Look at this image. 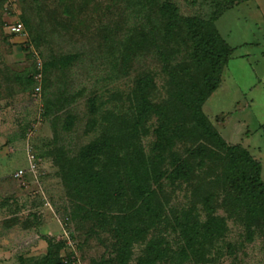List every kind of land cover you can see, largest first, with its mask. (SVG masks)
<instances>
[{
  "label": "rangeland",
  "instance_id": "1",
  "mask_svg": "<svg viewBox=\"0 0 264 264\" xmlns=\"http://www.w3.org/2000/svg\"><path fill=\"white\" fill-rule=\"evenodd\" d=\"M218 15L213 26L236 50L203 111L228 143L260 160L264 181V0H0V264H43L50 252L54 264L114 258L116 237L105 223L118 206L98 219L65 181L60 161L80 165L106 118L132 113L142 80L150 81L152 104H164V63L141 40L145 33L202 77L208 69L195 67L191 20ZM19 22L24 30L11 33ZM160 126L153 115L142 148L165 153L167 176L177 154L179 172L161 181V219L132 244L127 264L158 246L168 258L156 264H264V219L227 204L217 156L192 155L212 154L213 146L181 137L175 124L162 147ZM214 218L226 226L199 236L192 253L187 238Z\"/></svg>",
  "mask_w": 264,
  "mask_h": 264
},
{
  "label": "trees",
  "instance_id": "2",
  "mask_svg": "<svg viewBox=\"0 0 264 264\" xmlns=\"http://www.w3.org/2000/svg\"><path fill=\"white\" fill-rule=\"evenodd\" d=\"M152 4L157 0H145ZM167 11L172 13V7ZM194 18L191 20L190 40L193 43V59L198 70L208 71L202 77L196 75L192 66L176 63L170 52L161 46L153 34H144L140 38L145 44L152 45L164 65L170 90L163 105H154L150 99L149 80H142L136 94L137 104L132 113H111L104 122L100 139L84 152L80 165L62 160L65 181L78 193V196L92 212L103 220V211L111 205L119 210L106 222L109 230L115 234L114 251L116 255L101 259L99 264H127L130 247L145 237L151 228L158 224L162 216L159 203V187L165 177L175 178L179 168L176 165L177 154L173 153L174 169L167 176L165 165L167 157L163 151L146 154L140 142V135L147 129V123L153 115L161 122L159 127L160 146L168 142L171 128H177L181 137H199L213 146V153L201 148L195 156H217L221 164V180L226 190L225 201L232 208L247 212L250 216L264 219V181L262 164L242 144L228 143L211 119L203 111V106L222 82V74L236 48L229 45L218 30L214 21ZM211 155V157H210ZM187 163V162H186ZM122 193L130 200L122 201ZM226 226L222 218H214L213 223L199 234L190 235L188 247L197 252L199 236L208 238V230L214 233ZM212 236V235H211ZM205 242L202 243V245ZM183 254L188 255L187 251ZM168 258V251L162 246L149 251L140 264H156ZM43 264H54L50 252Z\"/></svg>",
  "mask_w": 264,
  "mask_h": 264
},
{
  "label": "built area",
  "instance_id": "3",
  "mask_svg": "<svg viewBox=\"0 0 264 264\" xmlns=\"http://www.w3.org/2000/svg\"><path fill=\"white\" fill-rule=\"evenodd\" d=\"M23 30H24V26L21 22L14 23L13 26L10 28V32L13 34H18ZM32 158L34 159V160H32V165L36 166L37 161H36L35 157H32ZM16 177H21V173H16Z\"/></svg>",
  "mask_w": 264,
  "mask_h": 264
}]
</instances>
